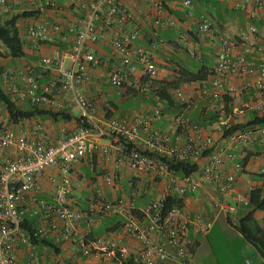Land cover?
<instances>
[{"label":"built area","instance_id":"obj_1","mask_svg":"<svg viewBox=\"0 0 264 264\" xmlns=\"http://www.w3.org/2000/svg\"><path fill=\"white\" fill-rule=\"evenodd\" d=\"M61 2L73 7L74 15L67 25L73 36L71 46L56 50L53 56L40 57L39 70L35 74L1 72L0 84L2 91L16 103L60 110L75 115L81 122L71 129L62 126L56 131L27 121L0 128V264H18L17 250L25 248L33 253L35 249L21 226L30 193L34 194L31 202L47 218L48 228L40 226L35 231L41 237L52 236L55 242L75 238L78 222L84 217L122 212L124 235L133 238L137 246L128 251L119 247L117 239L108 243L97 239L82 244L81 253L85 257L97 249L111 261L118 262L132 255L137 264H187L189 251L185 239L189 224L193 223L196 232L206 234L211 222H203L200 215L191 220L184 208L178 206L162 215V202L167 197L184 199L208 191L211 205L228 214L236 213V205L247 206L248 194L234 189L242 164L228 145L258 143L263 146L264 153V125L238 130L227 137L228 143L219 144L208 129L176 117L172 120L174 132L168 134L153 127V121L161 117L163 108L157 96L153 97L154 105L146 116L133 120L95 119L96 105L85 95V86L92 80L89 68L102 63L89 47L104 44L118 58V64L106 71L103 84L120 89L125 96L147 97L151 89H156L158 69L151 51L137 44L139 17L148 19L154 32L174 27L176 20L167 10V0H0V15L18 8L20 12L55 17V21H49L48 17L27 24V38L36 46L52 35L61 39L62 19L55 15ZM181 6L190 9L191 0H182ZM235 8L243 17L252 18L255 10L264 11V0H237ZM196 25L199 33L210 32L211 23L205 17L197 18ZM256 32L255 25L247 22L237 38L220 39L213 75L194 88L201 99L222 102L224 95L240 97L251 90L253 101L245 108L254 113L263 111L264 55L255 67L247 57ZM151 44L156 46L155 42ZM229 78L240 81V85L225 86ZM95 94L98 99L108 95L100 89ZM171 95L180 105H189L190 100L181 89L173 90ZM209 108L215 110L216 107L212 104ZM231 120L222 112L217 116L219 127L230 125ZM141 133L147 137L140 139ZM93 155H96L95 165ZM86 162L91 173L100 172L98 178L107 187L115 184L122 169L148 175L151 184L160 187V196L148 206L136 208L123 199L106 200L97 190L91 193L87 212L72 209L69 207L74 190L71 172ZM168 162L196 163L198 169L190 175H179L170 171ZM48 169L58 172V177L49 178L50 201L35 196L44 192L40 179ZM137 192L132 186L130 198L136 197ZM228 198L235 205H231ZM42 264L64 263L52 259ZM245 264L251 263L245 261Z\"/></svg>","mask_w":264,"mask_h":264},{"label":"crops","instance_id":"obj_2","mask_svg":"<svg viewBox=\"0 0 264 264\" xmlns=\"http://www.w3.org/2000/svg\"><path fill=\"white\" fill-rule=\"evenodd\" d=\"M182 0H167L168 9L176 14L179 13L181 20L176 18V24L171 30L162 32L160 30L154 32L153 28L149 24L150 21L145 17H139V40L137 44L144 47L146 50L152 51L154 54L155 64L158 69V76L155 82H164L171 80L175 75L174 65L168 62V57L172 56V53H163L165 50L171 52V49L167 46L157 45L156 50H152L150 44L152 42L159 41L162 44L172 40L173 36L176 37V33H182V30H188L195 32V22L193 20L196 16L194 13L202 14L204 12H211V15L218 29L226 31L223 35L218 33H208L204 38L206 46H209L208 40H215L216 50L219 46L221 38L230 37L231 29L233 28V38H237L244 30L247 22L252 23L256 27V34L252 38V50L248 54V61L252 67H255L259 62L261 56L264 55V11L255 10L254 17H243L238 13L235 8L237 0H191V8L185 9L181 6ZM138 9V8H137ZM20 10L15 8L11 13L0 15L1 22L11 19L18 14ZM64 14V13H63ZM61 14L65 18L67 15ZM205 14V13H204ZM203 14V15H204ZM57 16V15H56ZM50 18L45 14L38 15L36 17H29L27 19H18L16 26L20 31L21 38L26 43V56L22 60L5 59L4 65L7 66L8 71H24L27 73H36L39 69L40 57L44 55H54L56 48L51 45L34 43L27 38L26 26L29 22L42 21L46 18ZM58 18V16H57ZM51 19V18H50ZM52 19H55L53 17ZM237 20L240 22L238 25ZM244 22V23H243ZM235 25V26H232ZM241 26V29H238ZM243 26V28H242ZM178 28L179 31H176ZM238 29V32L236 31ZM169 33V34H166ZM155 34V35H154ZM165 34L167 37L157 38ZM195 34V33H193ZM211 34V35H209ZM200 37L199 35H194ZM56 36H51L54 38ZM181 37V36H180ZM179 41V40H178ZM169 46V45H168ZM209 48V47H206ZM89 50L101 60V66L90 67V74L92 77L91 82L85 86V95L94 102L96 110L94 118L98 120H107V118H127L133 120L136 117H143L150 113L151 107L154 105L153 98L150 94L147 97H137L131 99L129 96H125L123 91L108 92L104 99L96 98V92L102 88L105 84V74L108 68L112 65L118 64V58L113 51L104 44H96L89 47ZM174 54V53H173ZM165 55V56H164ZM167 57V58H166ZM215 57H209L208 63L213 68L215 64ZM178 67L192 69L194 65H187L175 61ZM248 79H253L249 77ZM225 86H239L240 81L232 78L225 80ZM197 83L184 84L181 89L185 95L189 98V106L182 107L175 100L173 107H167L164 105L162 115L159 119L153 121V127L159 129L162 132L171 134L174 132V126L170 115L180 113L183 119H186L192 123L203 125L214 135V139L217 143L223 144L229 142L227 138H222L221 126L217 124L215 116H218L221 112L225 113V109L231 106V113H235V119L231 120V124H244L249 120V111L245 106L253 101L254 93L249 90L242 96L228 97L231 102L225 104L224 101L219 102L213 99H201L197 91H195ZM224 86L223 89L226 87ZM214 104L216 108L221 111L211 110L210 105ZM237 112V113H236ZM264 113V109L262 111ZM75 115H71V120L67 122H52L50 120H32L31 124L38 122L44 125L48 131H56L60 127L73 128L75 126ZM179 131V130H178ZM177 131V132H178ZM147 136L145 133L140 134V139H145ZM230 149L238 157L239 161L246 157H249L242 170L236 174V183L234 189L236 192L247 195L251 189H260L264 196V153L261 146L244 145L242 143H230L228 145ZM110 164V163H109ZM110 165H108L109 167ZM87 169V163H82L78 167H75L71 172V177L74 182V190L70 195L69 207L77 209L82 212H87L90 204V196L86 195L85 189L82 187L83 183L81 175L87 176L84 172ZM84 172V174H83ZM263 175V176H261ZM51 176L58 177L56 169H48L45 171L40 179L41 185L44 187V192L36 194L39 199L46 201L51 200L50 196V180ZM85 180V177L83 178ZM89 181L90 178H86ZM86 183H89L85 180ZM97 184L92 185L91 191H97L103 193L106 200H113L114 198L123 199L125 192H130V188L134 185H138L139 191L137 195H140L137 199L133 200L131 206L136 208H144L149 203L160 196V187L158 185L153 186L148 175L137 174L127 169H122L118 173V178L112 187H107L101 183L98 178ZM153 186V187H152ZM96 187V188H95ZM144 189V191H143ZM143 191V192H142ZM141 192V193H140ZM136 195V196H137ZM211 193L208 191H201L195 195L185 197L183 199V208L192 220L195 216L200 215L202 221H210L211 228L206 233L196 232L193 223L188 226V232L185 242L188 247L189 255L187 257V264H245V261H249L251 264H261L262 257L258 251L247 242L234 228L238 220L249 211L248 206L236 205V213L228 214L225 211L214 208L209 200ZM33 193L28 194V199L25 203V210L23 217L35 218L34 223H29L35 229L40 226H45L47 229V218L39 211L36 206L31 202ZM227 201L231 205H235V202L228 198ZM126 203V200H125ZM254 219L258 229H264V210L256 211L254 213ZM123 214H95L90 217H84L78 222V234L75 238L68 242H55L54 238L48 237L58 249V254L54 250L43 247L42 249H34L33 253L29 252L25 248H20L16 251V257L18 264H42L43 262H50L52 259L61 260L64 264H116L114 261L107 260L99 250H94L92 255L85 257L81 253L82 244L90 243L97 239L104 240L106 243L113 239L119 240V247L125 248L130 251L133 247L137 246L136 241L124 235L123 230ZM219 233L222 241L221 255H218L213 249L210 243V236L213 233Z\"/></svg>","mask_w":264,"mask_h":264},{"label":"trees","instance_id":"obj_3","mask_svg":"<svg viewBox=\"0 0 264 264\" xmlns=\"http://www.w3.org/2000/svg\"><path fill=\"white\" fill-rule=\"evenodd\" d=\"M72 8H73L72 5L65 4L64 2H61L58 4V9L55 11L56 12L55 15H57L58 18L62 19L61 21H62V26L64 29L61 33V39L54 37V38H50L47 41L39 42V44L51 45L52 47H55L56 50H60V51L66 50L71 46L73 36H72V33L69 32L67 25L68 23H70V16L74 15V13L71 12ZM167 10L169 14L172 15L174 18L176 17V18H179L178 20H181L179 13L176 14L175 12H172L169 9ZM63 13L67 15L65 18H63V16L60 17V15ZM42 14L44 13L22 12L11 19H7L6 21L1 22L0 20V59L22 60L25 58L26 43L24 42V39L21 38V34L16 26V23L18 19L20 18L27 19L29 17H33V16L36 17ZM194 14L196 16L195 18L196 20L200 16H203L206 19H208L203 14H198V13H194ZM205 14L211 15V12L207 11L205 12ZM51 20L55 21V19H50L49 21ZM194 27H195V32L190 31V33L188 32V34L196 42H200V39L194 35H199L201 37H203L204 35L205 37L207 34H201L197 31L198 29H197L196 21H195ZM169 30H171V28L167 30H160V31L169 32ZM166 34H169V33H166ZM162 37H167V36L163 34L161 37L158 36L157 38L159 39ZM181 37L184 38L183 35H181ZM172 38L173 39L170 40L169 43H171L172 46L182 48L181 45H178L173 42L175 36H173ZM150 46L152 50H154V48H157V45L154 47L152 46V44H150ZM200 49L203 54L198 56L197 53H194L193 54L194 58L192 59L193 61L190 62V65L196 64L195 68L193 67L192 69H188V68H183L180 66L177 67V69L175 70V75L171 80L159 82V83L155 82L156 89H152L151 93H147V95L150 94L152 98L154 96L159 97L162 103V107H164L165 105L170 108V107H173L174 102H175L173 96L171 95V92L173 90L179 89L184 84H193V83L202 82L206 80L208 77H210L211 75H213V70H212L213 68H211L210 64L208 63V60L210 57L208 55L211 54V57H215L216 59L217 50L211 52L210 48H206L203 46H201ZM3 71H8V70H3L2 67H0V73ZM21 72L25 74H31V73H27L24 71H21ZM228 97L229 96H226V95L223 96V101L225 102V104H228L229 102H231V100ZM180 106L185 107V105H180ZM186 106H189V105H186ZM0 108H1V112L3 111V113H1L0 115V119L2 118V115L4 117V120L1 119L0 121V128L5 125H18L24 121L30 122L32 120H37V119L41 121L50 120L52 122H59V121L67 122L71 120V115L64 113L63 111H60V110L54 111L52 109L39 108L37 106L30 105L28 103L21 104V103L14 102L9 95L5 94L2 91L1 84H0ZM231 110H232L231 106L229 107L227 106L225 109V113L224 112L223 113L226 118L231 117L233 120L235 118L232 115ZM249 112H250L249 120L244 124H231L230 122V125H222L220 129L222 133V138H227L228 136L235 134L238 130H241V129H248V128H251L257 125H264V113L262 112L254 113L252 111H249ZM214 118H216L217 120V116H215ZM107 119H110V118H107ZM74 120L77 124L81 122L79 119H77V117H74ZM35 123H38V122H35ZM200 126L204 127L203 125H200ZM253 145L260 146L258 143L253 144ZM261 147L263 150V146ZM248 159L249 157H246L240 161L242 164V167L246 165ZM89 160L90 158L87 159L88 162ZM92 162L95 165L96 155H93ZM167 164L169 166L170 171H173L179 175H190L196 172L198 169V166L196 163L192 164V163H185V162H168ZM85 174L87 176H90L91 174L88 166H87ZM247 197L249 201L247 205L249 211L245 213L238 220L234 228L247 242H249L252 246H254V248L258 251L260 256L264 258V229H258L256 226L255 219H254V213L256 211L264 210V196L262 195L261 190L256 188V189H251L248 192ZM173 206L183 207V199H179L177 197L165 198L164 201L162 202V209H161L162 215H165L167 211L170 210ZM132 212L137 214V211L133 210ZM137 216H139V214ZM34 221H35V218H30L26 216L25 218L23 217V222L21 225L24 232L28 236L31 245L35 247V249H42L43 247L49 248V249L54 250L55 253L58 254L57 247L47 238L41 237L40 235H38L35 229L31 226V224H29V223L33 224ZM114 262L116 263L117 260ZM117 263L118 264H137L135 263L134 257L132 255L126 256L124 259L119 260Z\"/></svg>","mask_w":264,"mask_h":264},{"label":"rangeland","instance_id":"obj_4","mask_svg":"<svg viewBox=\"0 0 264 264\" xmlns=\"http://www.w3.org/2000/svg\"><path fill=\"white\" fill-rule=\"evenodd\" d=\"M204 13H202V14H204ZM204 15L210 20V23H211L210 33L212 32V33H216V34L218 33L219 35H223L226 32V31H224V29L222 31H220V29H218V26L216 25V22H215V20L212 17H210V16H208L206 14H204ZM195 18L193 20H189V21L195 22L196 21ZM237 23H238V25H240V22L238 20H237ZM232 26H235V25H232ZM242 28H243V26H242ZM238 29L240 30L241 29V26H238ZM238 29L236 30L237 32H238ZM233 30L234 29L232 28L231 31H230V34H227L228 36H230V38L235 37L234 36L235 34H233ZM176 31H179L178 28H176ZM181 35L184 36V39L183 40H181V38H180ZM209 35H211V34H209ZM199 39H200V42H196L188 34V30H182V33L181 34L178 33V32L176 33V37L173 40L174 43H176L178 45H181L182 48L172 46L171 43H169L168 41L166 43H164V44L160 43L159 41H156L155 44H157V45L158 44H161L162 46L164 45V46H167V47H169L171 49V52H169L168 50H165V52L164 51H162V52L163 53H166V52L167 53H172V56L171 57H168V62L169 63H172L174 65V70H176L177 67H178V64H176L175 61H179L180 63L190 65V62L193 61L192 59L194 58L193 57V54L194 53H197L198 56L201 55V54H203L202 51H201V49H200L201 46H203V47H209L211 49V52H213V51L216 50V43H215V40L214 39L207 41V43H208L209 46H206L205 45L204 38H202L200 36ZM178 40H180V42ZM156 49L157 48H154V50H156ZM154 54H158V52H156V53L154 52L153 55ZM208 56L211 57V54H209ZM4 60L5 59H0V67H2L3 70H6L7 69V66H5L3 64L4 63ZM100 90L102 92H104V93H108V92H115L116 93L117 91H119V92L121 91L118 88H111V87H109L107 85L102 86V88ZM151 91H152V89L150 90L149 93H151ZM131 99H133V98L131 97ZM217 110L218 111L219 110L221 111V109L215 108V111H217ZM1 113H3V111ZM176 117L182 118L181 115H180V113H176V114L170 115V118L172 120L174 118H176ZM1 119L4 120L3 115H2V118ZM84 172H86V169H85ZM84 172H83V174H84ZM99 176H100V172L99 171H96L94 173H91L90 176H83V175L80 176L81 177V180H82V183H83L82 187L85 189L87 196H91V193H92V191H91L92 185L93 184H97L96 182H97ZM84 177H85V180L88 181L89 183H86L85 182V180L83 179ZM87 177L90 178L91 180L89 181L88 179H86ZM134 186L139 191L138 185H134ZM143 191H144V189H143ZM139 196L140 195H137L136 197H134V198L131 199L130 198V192H125L123 198L128 202L129 205H132L133 204V200L137 199ZM210 243H211L213 249L216 251V253L218 255H221V251L223 249L222 246L224 247V245H223L224 242L222 241L221 235L219 233H217V232L211 234V236H210Z\"/></svg>","mask_w":264,"mask_h":264}]
</instances>
